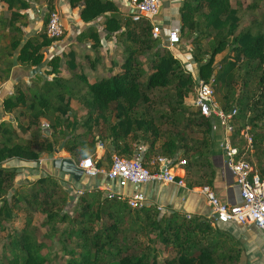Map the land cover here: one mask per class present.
Here are the masks:
<instances>
[{
    "label": "trees",
    "instance_id": "1",
    "mask_svg": "<svg viewBox=\"0 0 264 264\" xmlns=\"http://www.w3.org/2000/svg\"><path fill=\"white\" fill-rule=\"evenodd\" d=\"M259 2L254 0L246 8L255 10ZM68 3L71 8L81 5L79 19L85 24L99 17L105 18L104 39L113 36L115 43L122 48V61L112 63L106 77L89 82L78 69L73 52L62 57L53 56L46 61L48 70L44 71V74L51 76L50 80L42 81L39 88L29 89V97L17 90L12 98L3 100V111L10 114L19 110V114H26L29 120L26 128L34 129L39 138L38 141H20L11 123L0 124V225L12 220L15 208L26 207L45 215L44 226L69 224V237L78 241L75 246L79 253L74 255V251L70 250L68 254L71 258L65 264H147L149 261L150 264H239L242 253L240 243L220 230L229 224L211 223L203 217L187 216L177 211L160 214L155 206L144 203L139 208H131L126 200L107 197L101 190L90 192L88 181L85 192L79 198L82 207L72 217L60 210L50 209L52 206L49 202L58 188L52 176L35 179L30 184L28 194L15 191L9 202L4 200L9 190L13 189L16 171L5 170L2 166L14 168L16 166L11 165L14 161L37 163L41 154L49 155L54 151L57 138L76 164L92 158L97 168H101V158L95 159L97 145L107 144V165L110 154L130 159L138 150L132 147L131 141L140 138L148 143L143 155L144 164L150 161L153 154L174 159V162L184 158L185 186L212 188L214 169L209 152L214 143V130L211 136L210 119L201 116L197 109L193 114L199 118L197 122L185 119V130L189 129L190 132L196 128L201 132V138L193 141L185 133L162 134L156 122L163 116L156 119L149 113L152 100L163 91L174 95L170 107L173 114L176 109H184V100L194 86L193 64H196L194 73L199 79L204 82L213 80L214 93L217 90L222 92L223 110H236V117L237 114L250 115L246 124L253 136L256 162L262 167L264 33L258 31L264 26V21H250L239 30L240 15L245 8L240 0H182L178 9L179 33L180 39L188 40L190 46L186 63L166 48L161 49L160 41L152 38V26L147 20L133 22L130 17L122 16L113 1L68 0ZM0 6L3 8L1 12L9 14L8 17H0V38H8L0 56L5 65L4 71L0 70V81H6L14 55L22 69H39L43 64L44 51L55 41L48 39L42 31L22 43L23 29L27 26V16L23 12L30 9V0H0ZM46 10L53 11L52 0H46ZM81 39L90 41L92 51L102 48V40L92 27L79 35ZM203 41H207V48L201 45ZM228 49L232 55L215 64V58ZM147 53L151 55L148 74L140 60ZM63 58L71 59V65L67 67L71 72L68 79L59 76ZM40 77L37 72L34 78ZM256 77V87L251 88L250 81ZM72 79L78 80L83 87L72 89V84H78ZM74 98L86 111L82 123L69 116L72 112L70 101ZM142 105L145 109L139 111ZM48 117L51 129L49 137L43 136V130L39 127L40 119ZM164 118L174 121V115L166 114ZM95 125L99 127L97 135L93 133ZM242 127L237 126L232 136V145L240 150L243 143L237 140V136ZM79 129L84 130L78 133ZM193 169L200 172L208 170L201 183L196 184L189 179L188 174ZM65 194L62 201L66 203L68 197ZM103 218L109 223H101V228L95 230L94 225ZM29 222L30 218L20 236L12 241L13 253L6 264H51L40 255L41 246L28 232ZM52 236L53 232H49L44 238ZM144 238L146 241H142ZM154 242L162 251L170 253L161 263L156 261L159 249H151Z\"/></svg>",
    "mask_w": 264,
    "mask_h": 264
},
{
    "label": "rangeland",
    "instance_id": "2",
    "mask_svg": "<svg viewBox=\"0 0 264 264\" xmlns=\"http://www.w3.org/2000/svg\"><path fill=\"white\" fill-rule=\"evenodd\" d=\"M253 1L254 0H240V3H242L245 6L244 10L242 11L240 15L241 16V20L239 23L240 30L244 28L245 26H247L250 23V21H253L254 23H260L261 21H264V0H259L260 2L258 3V7L255 10H250L246 8L250 4H252ZM30 3L31 5L35 3L37 4L38 7H36L35 10H36V18L38 19L36 20V22L39 24L40 22L42 23L43 19L46 18L47 10L45 11V9H43V6L46 5V0H30ZM37 9H40V10L37 11ZM53 10L55 9L53 8ZM24 13H27V17L30 20L28 16V11H24ZM0 17L2 18L8 17V13L1 12ZM259 30L260 31L258 32L264 33V26ZM42 31H43V28L40 32ZM65 35H66V32L63 33V36L60 39L62 40ZM5 36H8V33H5ZM81 40L84 43V45L78 51V57H79L78 61L79 62L77 61L80 67V71H83V73L86 75V78H89L90 80L91 78H94L91 81L87 79L89 82H93L94 80H98L100 78L106 77L107 76L106 67H109V65L112 64V61L109 62L108 64V61L110 59L107 56H105L106 55L105 53L99 50L92 51L91 49L87 47V45H89L90 42H88L87 39H81ZM182 40H183L182 42H184L181 47L183 52L179 53L175 57H177L181 62L186 63L187 61L186 56L188 53V50H186V45H189V43L187 42L188 40L186 39H182ZM115 44L118 47V49H114L113 52L114 53L116 52L117 54L118 51L120 50V53H121V50H122L121 46L117 43ZM201 45H203L204 48H207V41H203ZM50 48L44 51L43 64L40 67L41 77L32 78L30 80L27 77L24 82L20 81V84L17 85L18 90L22 91L27 97L31 95L28 88L30 89L39 88L40 85L42 84V81H47V80H50L51 78V76H47L46 74H44V63L46 62L47 57H48L47 50H50ZM162 48L164 47H161V49ZM175 50L176 49L173 48L169 51L174 54ZM229 50L230 49H228L225 53L218 55L215 58V63L217 64L219 61H221V59L222 60L228 59L229 54H230ZM99 52L101 54H99ZM87 53H89L90 55H88ZM150 58H151L150 53L144 54L142 57H140V60L142 64L144 65V68L147 74L149 72ZM116 61H114L113 63H115ZM120 61H122V58L120 59ZM0 68H3L2 65H0ZM61 69L63 71L66 70V68L62 66H61ZM192 69H193L192 75L194 77L196 75V73H194V70L196 69V67L195 68L192 67ZM241 72H243V69H241ZM66 75L68 76V74ZM145 78L146 76L143 78V81H145ZM72 80L75 82H78V80L76 79H72ZM250 82L252 86L251 88H255L257 77L251 80ZM71 86H72V89L74 90H78L83 87L81 83L79 84V82L78 84H72ZM193 92H194V88H192V91L190 92L188 97L184 100V109L183 108L176 109L174 111V114H173V111L171 112L170 110L171 104H173L174 102V95L172 93L163 91L160 93L158 98L152 100L149 113L153 114L156 117V119L160 116L161 117L163 116V118L159 119V121L156 122L162 134L167 135V133H173V134L185 133L188 135L189 139H192L193 141L194 139L201 138L200 130L196 128L190 132H189V129L185 130V127H186L185 119L190 118L191 120L196 121V122L199 120L198 117L193 116V114L197 112L196 108H194L191 105ZM221 94L222 92L218 90L215 92V99L220 106H222ZM70 106L72 109V112L69 115L70 118L74 117L76 120L82 123L86 117V111L79 104L77 98H74L70 101ZM144 109L145 107L142 105L138 110L143 111ZM166 114L174 115V121L171 122V121L165 120L164 115L166 116ZM12 115L14 118H16L15 123L14 122L12 123L13 124L12 127L16 130L17 135L20 138V141L26 142V141L35 140V139L38 141V138H39L37 136L38 133L34 129L32 130V129L26 128V125L29 121L25 116L26 114L24 113L19 114V110H15L12 113ZM237 115L238 116L236 117V121H235L236 125L237 126H247L246 122L248 120V117H250V115L249 116L248 115L244 116L243 114H240V115L237 114ZM49 121H50V117H48L47 119H40L39 121V127L40 129L43 130V136H48V137L50 136L51 129L49 126ZM83 130L84 129H79L77 132L81 133L83 132ZM98 131H99V127L95 125V127H93V133L97 135L99 134ZM55 141L57 142V143L55 142L57 145L55 149L58 150V153H55L53 151L49 155L41 154L39 157V161L43 159L70 158V155L63 150L60 139L57 138ZM131 144L134 149H138L137 151L140 150L141 146L148 147V143L140 140V138L134 141H131ZM159 144H160V141L157 143V145L159 146ZM101 145L106 149V152H107V149H108L107 144H104V145L101 144ZM98 146L99 145L96 146V152L97 150H99ZM263 150L264 149H262V151ZM262 151H259V153H261ZM99 153L100 151H98V154ZM111 155L112 154L109 155L108 162L106 165L107 167L109 166ZM157 157H160V156L153 154L150 161L146 163V166L149 169L151 170L153 169L150 163L152 162V160L154 161L155 159H157ZM256 157H257V153L256 154L254 153L252 154L249 160H251L252 162L255 161L257 170L259 171L261 177H263L264 179L263 169L262 171L260 170L261 166L256 162ZM178 159H179L178 161L186 160L184 158H178ZM39 161L37 163H25L20 166H16L14 168L10 166H6V165L2 166V168L5 170H15L16 171V178L13 184V189L9 190V193L4 197V200L9 202L11 195L15 191L19 192L20 194L21 193L28 194L30 191V184L35 180L34 176L42 177L46 175V173L40 170ZM263 163H264V160L261 163L262 166H263ZM207 172H208L207 169L202 170L201 172L197 171L196 169H193V171L190 174H188V177L193 183L198 184L203 181L202 178H204L203 176ZM52 177L54 181H57L58 188H56L55 190L56 193L49 202L50 205L52 206L50 209L60 210L61 213H64L68 215L69 217L76 215L75 213L77 212V210L80 207H82V203L79 200V198L85 192V188L78 189L77 187H79L80 184L78 185L73 184V180L69 176L60 174L59 172H54ZM87 181L88 180L86 179V177H84V180L82 181L81 186L83 187L86 186ZM51 186L52 185H50V188ZM94 189L96 190L97 188H92L89 191L90 192L94 191ZM113 191L115 192V189H113ZM64 194L68 197L66 203L62 201ZM158 211L160 212V214H165V215L168 214L167 212H164L163 210H158ZM29 218H30V222L28 226V232L31 235L32 239L35 241V243L41 246L40 255L44 257L49 263L65 264L66 261L71 258V256L68 254L70 250L74 251V255H77L79 253V249L75 246V243H77L78 241L74 240V238L69 237V229L71 227L69 224L56 223V224L44 226L45 215L39 210H33L30 207H26L25 209L15 208L13 210L12 220L8 222H2L0 225V264H6L7 260L11 258V255L13 253L12 252L13 251L12 241H14V239L20 236L21 231L25 228L26 221ZM101 223L107 224L109 222H107V220L103 218L101 221H99L97 224L94 225L95 230L101 228ZM49 232H53V236L50 238H44V235ZM69 238H71V240ZM142 241H146V239L144 238ZM151 245H152L151 249H154V247L159 249L156 255L157 263H161L165 257L169 256L170 253L167 251H162V248L160 246H156L155 242L152 243ZM147 264H150V261ZM218 264H221V263H218Z\"/></svg>",
    "mask_w": 264,
    "mask_h": 264
},
{
    "label": "crops",
    "instance_id": "3",
    "mask_svg": "<svg viewBox=\"0 0 264 264\" xmlns=\"http://www.w3.org/2000/svg\"><path fill=\"white\" fill-rule=\"evenodd\" d=\"M111 1L114 2V4L118 8L122 16L130 17L132 13V7L129 4L128 0H111ZM181 2L182 0H161V6L159 12L157 16L152 20V23L161 29L160 31V36L162 38L161 42L166 37L169 30L180 27L178 9L180 7ZM52 6L55 9L53 11H56L62 20V23L64 25V32H66V35L62 40L60 39L58 42L53 44L50 50H47L48 57L46 61H48L49 58L53 56L62 57V55L68 54L69 52H73L75 54L74 61L78 66V69L80 70V67L78 65L79 62L78 51L83 47L84 43L82 42V40H79V35L85 32L90 27L94 28L97 31V33L100 36V39L102 40V44H101L102 48H99V51L105 53L106 54L105 56H107L110 59V60L108 59L109 60L108 64L111 61L113 63L114 61H116V59L117 61H120V59L122 58L120 50L118 51L119 54L113 52L114 49H118V47L115 44V40L113 36H111L109 39H104V35H105L103 29V22L105 19L104 17H99L93 22L85 24L79 19V11L81 9V5L71 8L69 6L68 0H52ZM36 7L38 6L35 3L31 5L29 10H27L30 20L27 17V26L23 29L22 43L25 42L27 39L32 38L36 33L40 32L43 28V21L42 23L40 22V24L36 22V20L38 19L36 18V10H35ZM243 7L245 6L243 5ZM2 9L3 8L0 6V13ZM43 9H45L46 11V5L43 6ZM38 10L40 9H37V11ZM23 14H26L27 16V13L23 12ZM182 41L183 40H181L180 43L174 47L176 49L175 53L173 54L174 56L183 52L181 47L184 42ZM7 43H8V38H0V56L3 47L6 46ZM87 47L90 49V43L89 45H87ZM189 48L190 46L186 45V50H189ZM87 54L90 55L89 53ZM99 54L101 53L99 52ZM230 55L232 54H229V56ZM11 61H12V66L9 70L8 79L6 81H0V124L3 122H9L13 126L12 123L13 122L15 123L16 120L13 117L12 113L9 114L3 111L2 108L3 100L6 98H12L15 95V92L18 90L17 85L20 84V81L24 82L27 77L29 80L34 78L37 72L40 73L39 71L40 68L39 69L37 68V70H35L36 68H33L31 70L22 69L21 67H19V65L16 62V55H14L11 58ZM61 61H62L61 66L65 67L66 70L63 71L62 69H60L61 73L59 74V76H61V78L63 79H68L71 75V72L67 69V67L71 65V59L63 58ZM0 65H2L3 67L0 68V70L4 71L5 65L3 64V60H0ZM47 70L48 68L45 62L44 71ZM109 70H110L109 67H106L107 75ZM66 74H68V76ZM92 79L94 78H91V80ZM29 89L30 88H28V90ZM213 130H214V137H213L214 143H213V147L209 152V160L214 169V180L211 190L214 192L215 196L221 202L227 204H234L239 201L238 188L234 177L231 175V173L228 171L225 165L226 160L223 155V152L219 147L220 144L225 139L228 138V135L225 133L222 125H220L218 122L215 123V128ZM141 148L144 149V152L147 150V146H141ZM98 151H100L99 154ZM95 153H96L95 156L96 160L101 158V168L106 169L107 168L105 161V158L107 156L106 149L101 145L99 146V150H97V152ZM252 154H254V151ZM176 158H178V155L176 156ZM22 164L25 163L19 161H14L11 163V165L14 166H20ZM253 164L257 169L255 161L253 162ZM262 169L264 172V163ZM173 173L177 177H182L184 180L185 177L184 169L174 170ZM183 182H184V186H180V187L174 184L148 183L138 187L126 188L122 190V192L123 194H133L134 192L142 194L144 199V204L153 205L156 208L160 207L164 212L167 213L177 211L184 213L187 216L196 215L206 219L210 209L205 201V198L200 192L201 187L192 186L191 188H187L185 186V181ZM81 185L82 184H80V186L77 188L78 189L85 188V186L83 187ZM108 186L109 185L105 177H103L102 175L94 180L92 179L88 181V188L99 187L104 194L106 193L105 192L106 187L108 188ZM113 189H115V192H121L116 188L115 185L111 186V190ZM182 190H184V192H182ZM220 230L226 232L231 237H233V239L237 240L240 243V248L242 253L239 264H264V234H262L260 231H258L256 228L252 226L240 227L237 225L233 226L231 224L225 226L224 228H220Z\"/></svg>",
    "mask_w": 264,
    "mask_h": 264
},
{
    "label": "built area",
    "instance_id": "4",
    "mask_svg": "<svg viewBox=\"0 0 264 264\" xmlns=\"http://www.w3.org/2000/svg\"><path fill=\"white\" fill-rule=\"evenodd\" d=\"M128 1L132 7L131 21L147 20L152 26V38L161 41V29L152 23L159 12L161 0ZM43 32L48 39L55 41L53 44L63 36L64 25L56 11L47 12ZM180 40L179 28L169 30L161 42V47L171 50L180 43ZM192 67L195 68L196 64H193ZM193 78L194 92L191 105L199 110L201 116L214 121L212 129L215 128V123L218 122L228 135V138L219 147L225 157V165L235 179L239 197V201L234 204L223 203L215 196L211 188L202 186L200 192L210 209L206 219L211 223L234 224L240 227L252 226L264 234V179L253 162L249 160L254 150L250 128L243 126L238 132L237 140L243 143V148L240 150L233 146L232 136L234 129L237 127L235 122L236 110L225 111L217 103L213 90V80L204 82L197 75ZM143 155L144 149L140 148L139 151L134 152L130 159L112 154L109 166L106 169L97 168L92 158L79 161L77 167L83 171L88 181L101 175L105 177L109 185L105 191L107 197H114L120 201L126 200L129 207L139 208L144 203L143 195L135 192L133 194H123L122 190L148 183L184 186L183 178L177 177L173 173L174 170L183 169L184 160L174 162V160L164 157H157L150 163L153 167L151 170L144 164ZM112 185H115L121 192L111 190ZM96 188L101 190L99 187ZM157 210H162V208L157 207Z\"/></svg>",
    "mask_w": 264,
    "mask_h": 264
},
{
    "label": "water",
    "instance_id": "5",
    "mask_svg": "<svg viewBox=\"0 0 264 264\" xmlns=\"http://www.w3.org/2000/svg\"><path fill=\"white\" fill-rule=\"evenodd\" d=\"M35 70H37V68ZM210 123L213 127L214 121L210 120ZM211 136H213V129L211 132ZM54 152L58 153V150L54 149ZM39 168L48 176H52L54 172H59L60 174L67 175L73 180V182L78 184L82 183L85 177L83 171L79 169L77 167V164L70 158L43 159L39 161ZM34 178L38 179L39 176H35ZM182 192H184V190H182Z\"/></svg>",
    "mask_w": 264,
    "mask_h": 264
}]
</instances>
